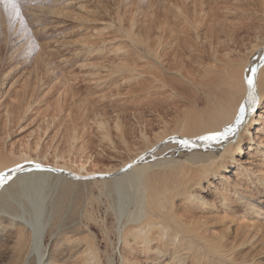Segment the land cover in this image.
Masks as SVG:
<instances>
[{
    "label": "rangeland",
    "instance_id": "rangeland-1",
    "mask_svg": "<svg viewBox=\"0 0 264 264\" xmlns=\"http://www.w3.org/2000/svg\"><path fill=\"white\" fill-rule=\"evenodd\" d=\"M10 9L22 13L35 40L34 54L25 51L30 38L18 20L10 31ZM129 30L135 39L126 34ZM262 49L264 0H32L24 5L0 0V160L26 153L43 163L66 162L102 174L144 148L141 133L153 141L158 132L174 127L182 111L194 108L191 101L203 99L202 88L213 87L208 83L218 84L230 73L241 78L240 89L244 71ZM206 72L213 75L206 78ZM5 107L12 115L25 113L15 123H4ZM263 127L264 98L247 126L252 142L263 141L262 150ZM242 138L236 159L248 166L245 132ZM226 166L233 175L235 168ZM138 184L134 178L105 186L40 174L9 184L0 195V225L14 230L8 235L0 227V264H37L40 253L53 264H75L66 259L75 241H90L96 264H125V258L131 264H154L148 260L154 241L128 249L121 239L125 226L143 218ZM206 198L208 210V204L190 208L175 201V211L199 221L203 234L230 251L236 247V255L249 264H264V231L236 230L245 223H264V213L258 215L264 192L240 196L237 204L227 198L222 208L215 206L220 198L212 192ZM232 206L242 211L228 216L230 226L213 219L226 216ZM198 217H209V224ZM41 225V243L28 253L16 230L24 226L27 235ZM168 260L163 257L158 264Z\"/></svg>",
    "mask_w": 264,
    "mask_h": 264
},
{
    "label": "bare ground",
    "instance_id": "bare-ground-1",
    "mask_svg": "<svg viewBox=\"0 0 264 264\" xmlns=\"http://www.w3.org/2000/svg\"><path fill=\"white\" fill-rule=\"evenodd\" d=\"M178 11L180 14L183 13L181 7L178 8ZM131 33L132 31L129 30L126 34L131 35ZM131 38L135 39L134 35H131ZM262 57H264V51L261 50L256 54L254 60H252L248 67V69L253 67L256 68L254 82L257 102L253 106V110L247 113L243 124L237 129L236 133L230 135L227 139L221 141H205L198 138L209 131H223L225 126L234 121L238 107L246 96L247 86L244 77L246 75H251V73L247 71V68L246 71H244L243 83L240 89L238 84H241V78L239 79L237 75L232 76L230 73L229 75L224 74V78L222 81L220 80V83H208L209 87L211 86L210 84H214L211 89H205L204 91L202 88L207 98L206 100L204 98L205 96L203 99L200 98L202 95L198 96L199 98H195L191 101L193 102L192 106H194V108L192 109L190 104L191 110L187 112L182 111V113H184L183 117H181L182 113H179L180 111L177 112L181 119H177V116L174 117L176 118L173 120V122L175 121V123H173L174 127L169 129L166 128L158 132L153 141L148 140V138H146L147 136H144V132H140L145 140L144 148L142 147L139 153L127 162H124L120 166L109 168L102 173L108 176L100 177L98 175L102 174H95L93 171H88L84 167L73 169L74 167L72 165H66V162L60 164H58V162L52 164L43 163L42 161H46L42 157L41 159L44 160L36 161L33 160L36 158H31L26 153H21L11 161L0 160V173L4 174L5 179V183L0 184V195L11 188L9 184L27 180V178H30L34 174H40L46 177L54 175L58 179L81 182L84 180L101 182L105 186H118L123 183V180L127 181L129 178H134L139 183L138 185L142 191L141 193L139 192V196L142 205L141 208H143L144 212H142V210L140 211L143 213V218L141 220H136V222L132 223L131 227L127 228L125 226L124 232L121 235L122 243L125 247L131 249L133 244L142 243L146 241V239L150 242L154 241V250H151L152 255L148 258V260L152 261L154 264H158V261L166 256H169V260L165 262L166 264H176L174 260L178 262V264H249V260L244 256L236 255V247L231 251L229 248H225L224 244L214 241L213 238H209L200 231L201 224L199 221L187 220L184 218L185 216L183 214L176 212L175 209L178 207L176 202L186 204V206L190 208H194L196 203L199 202L202 208L208 204L205 208V210H208L211 206L209 203L211 197L208 200L206 195L211 192L216 197L220 198L219 201H216L215 206L217 208L224 207L227 198L232 204H237L240 200V196L248 195V193L264 192V150L261 149L263 141L257 143L252 142L253 134L247 128V126L249 127L251 124L252 114L260 106L264 98V73L262 74V72H264V63L261 62ZM234 71L235 70H233L232 73ZM210 72H206V78L213 75ZM235 73H237V71L233 74ZM10 87L11 84L8 89ZM161 87H163V85L159 86L160 89ZM236 87L240 91H238ZM235 89L240 93H237L239 94L237 96ZM183 94L186 95L185 92H183ZM234 95L236 96L235 98ZM179 96L181 97V94H179ZM180 97L178 98L179 102L182 101ZM185 97H183L184 101L186 99L188 101V98ZM153 103L159 104V102L156 101ZM202 103H205V105L197 109L199 107L196 105ZM5 108V111L8 112V117L4 119V123H15L22 118L25 113L22 112L21 114L12 115V111H10L8 107ZM29 108L30 107L27 109ZM101 126L103 127L102 123ZM117 127H119V122L117 123ZM7 132L10 134V129L4 131L5 134ZM244 132L246 133V138H248L247 142L249 143L248 166L241 165V162L238 163V159H236V156H240L242 153L241 141L243 140L242 133ZM104 137L108 138V133ZM72 139L76 138L72 137ZM181 139H189L190 144L187 147L183 146L179 142ZM69 151H71V147H69ZM28 161L39 163L42 165V168L36 169L34 163L29 164L27 163ZM17 164L23 167L16 169V171H12V169L16 168ZM226 165L235 168L233 175L230 174L231 171ZM201 182H204L206 185L202 186ZM197 185H199L198 187H200L202 192H205L206 195H202L194 189L198 188L196 187ZM240 204L242 207L249 205V203ZM238 211L241 212L242 210L239 208L233 209L232 206L227 213L225 211L226 216H214L213 219L216 220L217 223H221V225L230 226L228 216ZM258 213V215L262 216L264 210L260 209ZM185 214L189 215V213ZM198 218L208 224L210 222L209 217ZM0 227L4 229L3 233L8 235L10 230L11 232L14 230V228L9 230L6 223H3ZM249 228L254 231H264V223H245L236 230L240 233L241 231L246 232ZM43 229L41 225L32 232H28L27 235H25L26 231L24 226L16 230L23 246L29 247L27 249L28 253L29 249L31 253L33 245H39L41 243V230L43 231ZM242 232L240 234H242ZM89 243L85 242L78 245L76 241L72 242L67 248L69 254L66 259L75 264H96L94 262L93 248L90 249ZM239 244L242 245L244 242H240ZM16 248H21V246ZM13 250H11L10 253H12ZM127 251L129 252V250ZM147 251L149 252L150 250L148 249ZM124 261L125 264L132 263L126 258ZM4 264H18V262L8 260ZM37 264L53 263L51 259L44 258V253H40Z\"/></svg>",
    "mask_w": 264,
    "mask_h": 264
},
{
    "label": "snow or ice",
    "instance_id": "snow-or-ice-1",
    "mask_svg": "<svg viewBox=\"0 0 264 264\" xmlns=\"http://www.w3.org/2000/svg\"><path fill=\"white\" fill-rule=\"evenodd\" d=\"M30 2H32V0H12V3L16 5H24ZM6 15L9 20L10 31L12 29L13 23L17 20L19 21L22 30L27 29L25 19H21L22 13L18 15L15 9H10ZM26 35L30 38V43L27 45L25 51L31 54H34L36 44H35L34 38H31L30 29H27ZM262 51H264V49H262ZM261 62L264 63V57L261 58ZM247 71H249L251 75H246L244 77V80L247 86L246 96L244 97V99L242 100L241 104L238 107L237 114L234 118V121L230 123L229 125L225 126L223 131H209L206 134L200 136L198 139L205 140V141H213V140L221 141V140L227 139L230 135H234L237 129L243 124L247 113L253 110V106L257 102V95H256V89H255V82H254L256 68L253 67L251 69H248ZM179 142L185 147H187L190 144L189 139H181ZM27 163L32 164L34 162L28 161ZM22 167H23L22 165L17 164L16 168L12 169V171H16V169H19ZM34 167L36 169H41L42 165L39 163H34ZM3 183H5L4 174L0 173V184H3Z\"/></svg>",
    "mask_w": 264,
    "mask_h": 264
},
{
    "label": "water",
    "instance_id": "water-1",
    "mask_svg": "<svg viewBox=\"0 0 264 264\" xmlns=\"http://www.w3.org/2000/svg\"><path fill=\"white\" fill-rule=\"evenodd\" d=\"M98 176H100V177H105V176H108V175H103V174H102V175H98ZM95 177H97V176H95Z\"/></svg>",
    "mask_w": 264,
    "mask_h": 264
}]
</instances>
